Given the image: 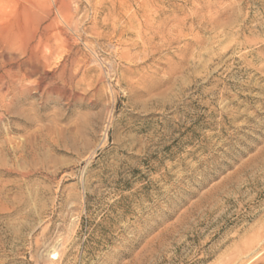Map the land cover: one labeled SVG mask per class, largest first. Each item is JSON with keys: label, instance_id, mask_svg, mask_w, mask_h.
<instances>
[{"label": "rangeland", "instance_id": "374dc122", "mask_svg": "<svg viewBox=\"0 0 264 264\" xmlns=\"http://www.w3.org/2000/svg\"><path fill=\"white\" fill-rule=\"evenodd\" d=\"M47 1L0 3V264H264V0Z\"/></svg>", "mask_w": 264, "mask_h": 264}, {"label": "bare ground", "instance_id": "6f19581e", "mask_svg": "<svg viewBox=\"0 0 264 264\" xmlns=\"http://www.w3.org/2000/svg\"><path fill=\"white\" fill-rule=\"evenodd\" d=\"M9 2V1H13L14 2V5H16V11L18 12V16H21V15H24V14H26V13H28V16H30V15H34V16H36V15H38V14H36L37 13V11H36V13H35V11H32V10H37L38 9V7H40V6H42V4L43 3H47L48 1L47 0H23L24 2H25V4H22L23 2L21 1V0H0V3H3V2ZM50 1V0H49ZM22 2V3H21ZM51 2V1H50ZM54 2L55 3H59L58 4V10H60V14H62V16L64 17V18H67L68 17V12H67V5L64 3V1L63 0H54ZM54 3V4H55ZM12 5V4H11ZM29 5V7H27ZM2 5L0 4V14L2 13V11H1V8L3 9V8H5V7H1ZM7 7V6H6ZM8 9V8H7ZM40 11V10H39ZM7 12V11H6ZM31 13H33V14H31ZM59 13V12H58ZM3 14V13H2ZM36 14V15H35ZM50 15V14H49ZM39 16V15H38ZM60 16V15H59ZM2 17H3V15H2ZM1 17V18H2ZM1 18H0V22H2V20H1ZM6 19V18H5ZM8 19H9V17H8ZM56 19V18H55ZM62 19V18H61ZM71 20V19H70ZM2 24V23H1ZM4 24V23H3ZM14 24L15 23H13V25H5V26H7V28L6 27H1L0 26V33H1V36H2V39H0V40H3V42H5L6 44H7V46L9 45V46H11V45H13V44H16L17 42H19L20 40H21V36H23V34H22V28L23 27H18V25H16L17 26V28H15L14 29ZM21 25V24H20ZM28 26V25H27ZM30 30H31V28H30ZM34 30V29H33ZM24 31V30H23ZM62 32V31H61ZM22 34V35H21ZM34 34V33H33ZM27 35V34H26ZM30 36V35H29ZM32 37H34L33 35H32ZM26 38V37H25ZM24 39V38H23ZM20 42H22V40L20 41ZM2 43V42H1ZM19 44V43H18ZM39 45V44H38ZM4 46H5V44H4ZM14 46V45H13ZM1 47V46H0ZM7 48V47H6ZM10 48V47H9ZM5 53H7V52H5ZM31 58H32V56H31ZM19 80V79H18Z\"/></svg>", "mask_w": 264, "mask_h": 264}]
</instances>
